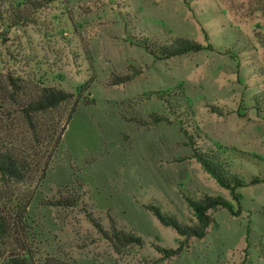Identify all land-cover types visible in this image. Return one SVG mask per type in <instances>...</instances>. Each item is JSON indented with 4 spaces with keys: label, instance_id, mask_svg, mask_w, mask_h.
<instances>
[{
    "label": "rangeland",
    "instance_id": "1",
    "mask_svg": "<svg viewBox=\"0 0 264 264\" xmlns=\"http://www.w3.org/2000/svg\"><path fill=\"white\" fill-rule=\"evenodd\" d=\"M3 30L0 22V99L7 91L5 73L11 72L28 84L74 95L51 116L55 123L74 102L75 111L64 122L58 148L56 137L40 147L18 121L10 132L0 121L2 143L35 155L36 172L29 184L0 189V207L9 210L11 223H25L12 231L9 244L0 245V261L29 248L35 264H264V183L236 190L242 196L238 217L211 211L214 224L206 237L191 238L179 256L158 253L156 247L179 249L185 238L146 207L157 205L195 226L186 198L223 197L238 206L192 158L178 124L127 121L150 122L155 113L172 120L170 107L152 96L180 90L172 106L189 112L199 144L219 153L247 182L264 180V119L252 103L264 93V0H54L33 23ZM207 36L215 51L171 59L131 44L187 38L207 45ZM234 39L243 44L238 59L226 53L238 51ZM132 67L143 74L111 85L113 76ZM67 196L79 197L87 210L52 205ZM83 211L105 230L114 223L132 231L144 246L117 253Z\"/></svg>",
    "mask_w": 264,
    "mask_h": 264
},
{
    "label": "trees",
    "instance_id": "2",
    "mask_svg": "<svg viewBox=\"0 0 264 264\" xmlns=\"http://www.w3.org/2000/svg\"><path fill=\"white\" fill-rule=\"evenodd\" d=\"M8 1V4H0V22L4 29L3 33H8L14 28L33 23L37 13L50 5L54 0ZM209 40V36H207L206 41L208 44L203 45L187 38H175L169 45H162L148 38H142L135 43L131 42V44L144 48L157 59H159V57L171 59L203 51H215L216 49L209 43ZM234 41V46L238 51H235L234 48L233 51H227L226 53L238 59L243 44L239 39H234ZM141 74H143L142 70L132 67L127 75L113 76L114 78L111 85L121 86L128 84ZM4 79L7 82V91L0 99V110L3 112V115L0 114V121L2 126H4V130L6 132L12 131L16 126L14 123L18 121L19 125L23 126V129L31 135L30 139L33 140L37 146L43 147L46 144V139L52 140L56 137L53 143L54 148H58L62 135L65 132L64 122H66V124L70 122L72 114L75 111V102L70 114L61 117L58 123L51 120V116L58 113L66 104L70 105L74 95L61 89L39 86L41 83L39 85H37V83L28 84L24 79L15 76L11 72L5 73ZM179 91L180 90H170L153 94L152 96L156 101H162L170 107V116L172 120L166 116L155 113L150 116V122L140 121L136 118H127V121L138 123L142 126H156L162 123L170 125L173 123L178 124L182 135L186 139V144L193 152L192 158L203 167L205 172H207L221 188L230 191L238 208L223 197L205 196L199 200L186 198L185 200L189 208L193 211L197 219V224L195 226H189L181 223L174 215L164 213L157 205L146 207L161 225L171 228L180 237L185 238V241L181 243V247L177 250L156 247L158 253L167 258L179 256L184 245L187 244L191 238L200 240L206 237L208 229L214 224V219L210 214L211 211L224 209L229 211L232 216L238 217L242 210V196L236 194L237 189L264 183V180H260L259 178H253L250 182H247L240 172H235L227 161L220 157L219 153L199 144V139L201 137L200 130L191 122L189 112L183 108L172 106L171 102L179 95ZM252 103L256 111L262 114L264 119V93L253 96ZM58 124H61V133L58 132L57 134ZM2 142L3 141L0 140V189L5 191L6 187L26 185L32 182L36 178V172L34 170L35 165H33L31 158L35 155H31L27 150L19 154ZM45 171L46 168L42 169V173L38 176L39 180L44 178ZM2 193L3 192L0 191V196ZM5 205L6 204H3V206ZM52 205L64 210H73L76 208H80L81 210L85 208L87 210L82 200L75 196L61 197L59 200L53 201ZM17 209L20 210V205L17 206ZM83 213L100 237L110 242L117 253H122L132 246H144L143 239L132 231L118 228L114 223L110 230H105L98 218L95 219L88 211H83ZM15 216L19 219L21 214L16 213ZM9 218V210L4 213L3 207H0V245L6 246L9 244L10 242H8V240L11 237L13 238L12 231H15L16 228H21L23 230V227L20 226L25 224L22 218L17 220L14 224L11 223V219ZM30 253L31 251L27 248L24 250L23 254L9 255L7 258L0 261V264H35Z\"/></svg>",
    "mask_w": 264,
    "mask_h": 264
}]
</instances>
